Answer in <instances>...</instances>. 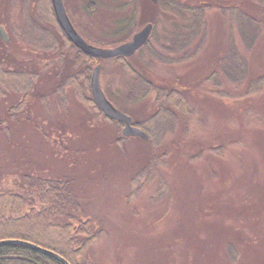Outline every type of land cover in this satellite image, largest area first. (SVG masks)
<instances>
[{
    "label": "rangeland",
    "instance_id": "1",
    "mask_svg": "<svg viewBox=\"0 0 264 264\" xmlns=\"http://www.w3.org/2000/svg\"><path fill=\"white\" fill-rule=\"evenodd\" d=\"M36 1L28 0L30 13ZM15 2L0 12L8 33L7 41L0 38V58L8 67L34 68L38 77L19 121L1 124L23 94L0 97V183L20 181L22 173L72 178L86 216L106 230L90 255L94 264H264V89L246 92L251 77L264 74V29L249 38L236 21L228 27L216 8L196 19L188 7L194 0H64L75 27L96 45L131 38L153 22L149 43L130 60L145 64L158 84L185 89L193 101L187 119L161 129V145L128 137L121 149L114 143L123 124L91 117L72 88L62 106L53 92L58 67L19 39L25 13L23 0ZM91 10L96 13L90 17ZM188 26L197 31L195 41H202L196 51L194 39L183 43L168 36ZM224 28H231L225 34V43L231 38L229 52L219 50ZM231 49L246 58L249 80L244 72L230 73L233 68L226 76L216 63V56ZM129 79L120 63L109 59L100 84L114 104L144 120L158 94L128 100ZM157 154L166 157L170 192L153 199L155 181L129 199L131 175Z\"/></svg>",
    "mask_w": 264,
    "mask_h": 264
},
{
    "label": "trees",
    "instance_id": "2",
    "mask_svg": "<svg viewBox=\"0 0 264 264\" xmlns=\"http://www.w3.org/2000/svg\"><path fill=\"white\" fill-rule=\"evenodd\" d=\"M194 1L195 5L188 7L195 13L196 19L202 18L205 10L216 8L223 11L228 27L236 21L237 27L249 34L247 35L249 38H258L257 33L264 29V0ZM15 4V0H0V12L9 11ZM149 4L147 8L151 7V2ZM91 8L95 9L93 6ZM92 10L90 17L96 13ZM23 12L25 13L24 21L18 26V37L24 44L43 51L50 60L49 64L57 65L58 68L53 75V78H56L53 92L58 95L64 108L67 104V88H72L81 104L88 111L90 110L91 117H102L107 121L123 124L102 111L92 96L90 86L91 74L96 64H101V76L105 62L115 59L120 63V69L130 75L128 100L133 102L142 100L155 90L158 94L156 107L146 119L136 120L131 115L133 124L148 133V138L145 139H149L155 145H161L162 141L159 138L161 129L172 127L173 123L187 119L192 113L194 106L189 93L177 86L155 82L149 76L150 70L145 64L132 63L130 59L135 53L129 57L119 55L104 58L86 53L75 46L59 24L51 0H37L31 13L28 10V0H23ZM3 23L5 21L0 18V25ZM229 31L231 34V28L228 31L226 28L223 30L224 41L220 44V52L226 51V43L229 46L231 42L229 37L228 42L225 43V34ZM168 36L171 39L181 40L183 43L194 39L192 42L194 45L193 48L190 47V51H192L191 48L194 51L200 49L202 44L200 40L195 41L197 31L191 26L187 29L173 30ZM129 38L130 36L123 41ZM148 43L149 40L139 51ZM181 46L183 45H176L178 50H181ZM226 52H229L228 49ZM155 56L160 61H170L168 57H160L157 54ZM216 59L218 65L221 67L223 65L225 75L230 77L228 72L233 68L230 73L236 75L244 72L249 75L248 80L250 79L249 64L246 58L236 50L231 49L228 55L216 56ZM37 75L36 69L25 68L22 63L15 67L5 66L0 58V97L9 92L23 94L20 101L9 105L6 110L7 118L2 120L1 124L8 121L17 122L19 115L25 113V103L35 86ZM210 78L211 74L206 80ZM262 89H264V74L251 77L246 92L252 93ZM105 94L107 95L106 92ZM116 106L123 110L119 105L116 104ZM6 130L9 133L8 126ZM120 134L121 136L115 139L114 144L121 149L125 138H139V136L125 135L122 131ZM165 163V155L157 154L148 157L147 161L130 177L128 198H136L146 185L155 181L158 188L153 199L161 197L160 193H169V184L164 174ZM105 233L104 227H95L92 220L86 216L84 205L79 199L72 178L22 173L20 181L12 182L11 185L0 183V240H10L0 244V264H94L90 255ZM32 244L53 253L36 249ZM230 257L233 260L235 256Z\"/></svg>",
    "mask_w": 264,
    "mask_h": 264
},
{
    "label": "water",
    "instance_id": "3",
    "mask_svg": "<svg viewBox=\"0 0 264 264\" xmlns=\"http://www.w3.org/2000/svg\"><path fill=\"white\" fill-rule=\"evenodd\" d=\"M156 2L157 0H152ZM52 6L56 15V18L61 25L63 31L68 36V38L73 42L75 46L80 48L86 53L101 56L104 58L114 57V56H126L129 57L133 55L140 47H142L149 39L153 23L147 22L140 29H138L132 37L115 46H99L87 41L83 35L74 26L71 18L69 17L64 0H51ZM0 37L6 41L8 39V33L3 25H0ZM100 63L96 64L91 74L90 86L92 96L95 99L98 106L102 111L111 117L112 119L121 121L124 123L122 132L128 136H141L143 138H148V133L141 127L134 125L132 123V116L126 112L119 109L113 104V102L106 96L100 84ZM10 240L2 239L0 244L7 243ZM33 247L39 250H44L46 252H52L48 249L42 248L38 245L32 244ZM53 253V252H52ZM61 257V256H60Z\"/></svg>",
    "mask_w": 264,
    "mask_h": 264
}]
</instances>
